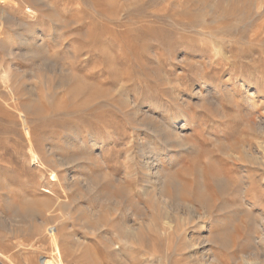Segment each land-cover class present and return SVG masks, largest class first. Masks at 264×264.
Wrapping results in <instances>:
<instances>
[{
	"label": "rangeland",
	"instance_id": "1",
	"mask_svg": "<svg viewBox=\"0 0 264 264\" xmlns=\"http://www.w3.org/2000/svg\"><path fill=\"white\" fill-rule=\"evenodd\" d=\"M264 264V0H0V264Z\"/></svg>",
	"mask_w": 264,
	"mask_h": 264
},
{
	"label": "bare ground",
	"instance_id": "2",
	"mask_svg": "<svg viewBox=\"0 0 264 264\" xmlns=\"http://www.w3.org/2000/svg\"><path fill=\"white\" fill-rule=\"evenodd\" d=\"M41 264H56L54 261H52V259L50 260L49 258H42L41 257Z\"/></svg>",
	"mask_w": 264,
	"mask_h": 264
}]
</instances>
